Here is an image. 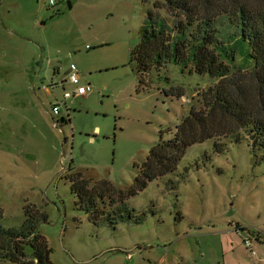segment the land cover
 Returning a JSON list of instances; mask_svg holds the SVG:
<instances>
[{"label": "rangeland", "instance_id": "rangeland-1", "mask_svg": "<svg viewBox=\"0 0 264 264\" xmlns=\"http://www.w3.org/2000/svg\"><path fill=\"white\" fill-rule=\"evenodd\" d=\"M49 1L0 0V225L19 227L24 207L34 205L53 264H264V160L247 139L193 143L174 172L124 204L106 202V210L118 206L137 221L94 224L77 207L69 170L81 171L91 185L106 179L127 189L134 163L173 137L217 78L196 73L191 61L140 75L131 50L150 12L172 22L155 0ZM244 51H235L233 67L251 69ZM70 64L77 85L89 83L92 91L68 99L53 119L51 104L63 90L42 86L67 79ZM0 264L20 263L0 258Z\"/></svg>", "mask_w": 264, "mask_h": 264}, {"label": "trees", "instance_id": "trees-1", "mask_svg": "<svg viewBox=\"0 0 264 264\" xmlns=\"http://www.w3.org/2000/svg\"><path fill=\"white\" fill-rule=\"evenodd\" d=\"M154 7L165 8L172 22H159L150 12V23L143 26L140 42L131 50V60L140 75L170 61H191L196 73L217 81L201 90L202 107H191L172 138H161L150 147L143 162L134 163L136 174L127 189L116 188L106 179L91 185V179L78 170L65 174L77 207L94 224L107 219L114 225L117 217L139 220L132 213H120L123 208L118 206L106 210V202L110 207L124 204L149 181L174 172L193 143L221 137L235 142L247 139L252 151L264 160V0H155ZM243 44L251 69L232 66L235 51L242 55ZM24 212L19 227L0 225V258L20 264H53L47 240L37 230L43 214L30 204Z\"/></svg>", "mask_w": 264, "mask_h": 264}, {"label": "built area", "instance_id": "built-area-1", "mask_svg": "<svg viewBox=\"0 0 264 264\" xmlns=\"http://www.w3.org/2000/svg\"><path fill=\"white\" fill-rule=\"evenodd\" d=\"M49 3L51 5H53L54 1L50 0ZM87 47H89V46L87 45ZM78 81H79V75H78L77 69H76L74 64H70L67 79H61L59 83L50 81L48 83V85L42 86L43 89L51 91V92L55 86H59V87L61 86V88L63 90L62 97L60 99L55 98V101L51 104L50 114H51L53 119H55L56 117H58L62 114L63 107H64V105L68 99H70L71 97H74V96H85L89 92L92 91V87L89 83H86L83 85H77ZM66 82L74 85V88L71 91L64 90L65 88H64L63 84ZM65 112H66L67 117H69V108L65 109ZM58 123H59L58 121H55V124L58 125ZM245 243H246V245L249 246L251 244L250 239H245ZM250 250H251L252 254L255 252L252 249H250Z\"/></svg>", "mask_w": 264, "mask_h": 264}, {"label": "crops", "instance_id": "crops-1", "mask_svg": "<svg viewBox=\"0 0 264 264\" xmlns=\"http://www.w3.org/2000/svg\"><path fill=\"white\" fill-rule=\"evenodd\" d=\"M65 84V83H64ZM63 84V86H64ZM59 87V86H58ZM61 87V86H60ZM45 90V89H44ZM45 91H48V90H45ZM49 92V91H48ZM90 93V92H89ZM60 121L64 122V120L61 118ZM66 122V121H65ZM79 171V170H78Z\"/></svg>", "mask_w": 264, "mask_h": 264}]
</instances>
